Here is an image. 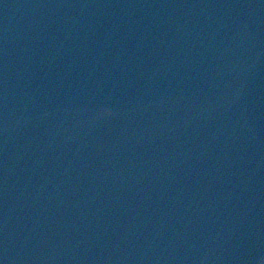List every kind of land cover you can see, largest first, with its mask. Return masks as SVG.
I'll return each instance as SVG.
<instances>
[{
    "label": "water",
    "instance_id": "water-1",
    "mask_svg": "<svg viewBox=\"0 0 264 264\" xmlns=\"http://www.w3.org/2000/svg\"><path fill=\"white\" fill-rule=\"evenodd\" d=\"M3 264H264V0H0Z\"/></svg>",
    "mask_w": 264,
    "mask_h": 264
},
{
    "label": "snow or ice",
    "instance_id": "snow-or-ice-1",
    "mask_svg": "<svg viewBox=\"0 0 264 264\" xmlns=\"http://www.w3.org/2000/svg\"><path fill=\"white\" fill-rule=\"evenodd\" d=\"M0 264H3V261H0Z\"/></svg>",
    "mask_w": 264,
    "mask_h": 264
}]
</instances>
